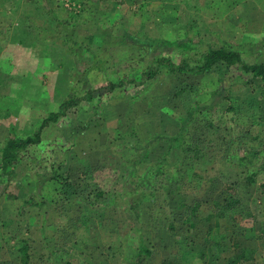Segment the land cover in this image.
<instances>
[{"label":"rangeland","instance_id":"374dc122","mask_svg":"<svg viewBox=\"0 0 264 264\" xmlns=\"http://www.w3.org/2000/svg\"><path fill=\"white\" fill-rule=\"evenodd\" d=\"M23 2L0 0V145L7 137L29 134L42 117L57 110L76 65L58 42L43 46L33 45L28 38L19 41L25 29L19 20ZM98 3L105 11L91 41L101 46L99 56L107 64L103 70L89 71L86 86L93 89L132 76L156 56H169L175 62L183 56L181 50L159 46L143 57L141 44L131 35L173 41L187 34L199 40L200 51L225 47L241 52L244 60L264 63V0ZM60 5L74 12L79 7L72 0H53L49 6ZM193 53L184 54L192 57ZM145 86L137 95L131 90L119 96L122 91H115L70 109L44 132L40 144L22 151L14 179L7 184L0 181V264H21L17 249L22 241L29 256L27 264H63V260L132 264L138 237L132 228L140 229L152 250L143 264H161L163 259L174 264H230L229 258L239 248L247 250L241 264H264V240H256L248 231L263 225L264 198L245 186L240 173L225 163L227 156L243 150L255 152L259 164L264 162L263 84L250 80L235 66L218 65L200 75L160 73ZM85 122L90 125L82 132ZM179 130L187 143H208L214 154L208 164L196 168L200 179L184 188L187 197L202 201L201 208L211 214L213 200L230 184L250 208L254 222L244 219L239 223L233 235L239 246L234 250L225 241L221 252L210 251L199 223L187 230L193 237V245L188 246L187 240H180L185 226L175 221V229L167 230L158 203L141 204L138 218L125 206L103 207V197L123 189L120 172L127 170L126 160L134 152L131 144L144 143L155 133L172 135ZM165 150V142L157 143L149 151L150 159ZM169 158L174 164L186 165L176 150L169 152ZM53 170H57V179L51 177ZM100 190L104 196L95 202ZM32 196L36 205L26 203Z\"/></svg>","mask_w":264,"mask_h":264},{"label":"trees","instance_id":"16d2710c","mask_svg":"<svg viewBox=\"0 0 264 264\" xmlns=\"http://www.w3.org/2000/svg\"><path fill=\"white\" fill-rule=\"evenodd\" d=\"M42 1L46 3L45 6L41 4ZM72 1L78 2L79 7L76 12L68 11L62 5L49 6L53 0H24L23 2L19 20H23L25 29H21L19 41L23 42L28 38L33 45L37 43L43 46L58 42L60 47H63L76 62V65L71 68L72 70L70 69L68 90L57 110L42 117L29 134L22 137L11 136L2 140L0 145L1 182L4 180L7 184L14 179L15 169L22 160V151L30 146L40 144L44 132L59 118L65 117L70 109L78 108L82 103L92 102L95 98L99 100L103 95L113 94L115 91H122L119 96L131 92V90L134 91L132 92L134 95L140 94L145 91L146 83L155 79L160 73L163 75H200L211 72L218 65H224L226 68L235 66L243 74L249 75L250 80H257L264 86V63L244 60L241 52L225 47H208L200 51L196 45L199 40L185 34L173 41L146 36L137 38L131 35L132 39L141 44L140 49L143 57L151 55L154 52V47L159 46L181 50L183 56L178 62L169 56H156L151 64L128 78L123 77L116 81H108L105 86L96 89L88 87L86 85L88 84L89 71L103 70L104 65L107 64L105 59L99 56L100 51H102L100 50L101 46L95 45L91 41V38L94 37L92 32L97 28L96 26L105 10L102 11L99 8L98 0L93 3L90 0H85L86 7L83 0ZM78 27H81L82 32L84 31L80 35L77 32L80 31V29L77 30ZM109 31L103 33L108 34ZM188 51L194 52L192 57H187L184 54ZM80 69H82L81 74L79 73ZM97 109V107L94 109L96 114ZM230 109L236 110L234 107H230ZM89 125L90 123L85 122L80 131L88 130ZM164 142L166 143L165 152L155 160H151L149 157L150 149L157 143ZM130 147L134 152L126 160L127 170L120 172L123 189L114 196L106 195L103 197L104 209L110 208L112 205H114L113 209L125 206L138 218L140 217L141 204L146 201L158 203V211L162 213V218L165 219L167 230L173 231L175 229V221L185 226L186 233L182 234L180 240H187L188 246L193 245V237L187 234V230L194 229L198 223L205 229L203 234L205 241L210 244V251L215 249L221 252L222 247L226 244L225 241L230 243V250L239 246L233 240L236 228L244 219L254 222V217L249 206L237 197L235 187L229 184L221 189V196L212 202L211 214L206 213L201 208L202 201L197 198L190 199L185 193L184 188L191 187L189 185L193 181L200 179L199 174L195 172L196 168L208 164L213 158L211 145L203 142L189 144L185 141L182 130H179L172 135L152 134L146 142L131 144ZM172 149L177 151L178 156L183 157L185 166L171 162L169 152ZM237 151L240 152L241 149ZM237 153L227 156L225 163L232 170L240 173L241 182L245 186L252 187L260 198H264V162L259 164L256 161V153L251 150H243L240 154ZM140 168L143 170H139ZM52 172V179H57L59 176L57 170ZM62 183L67 182L63 180ZM104 193L103 190L98 191L94 201H99ZM32 199L33 196L28 198L26 203L36 205L32 203ZM132 229L138 233L136 245H133L136 259L133 260L132 264H143L152 255V250L146 246L140 229ZM220 229L222 230L220 231ZM248 231L253 232L256 240H264V222L260 229L249 228ZM20 245L17 251L20 254L21 264H27L29 256L25 241H22ZM239 249L240 251L238 254L236 253L234 258H229L230 264H241L247 259L245 253L247 250L245 248ZM250 253L252 252L250 251ZM203 256V254H199L200 258ZM66 263L67 261L63 260V264ZM161 264H174V262L163 259Z\"/></svg>","mask_w":264,"mask_h":264},{"label":"crops","instance_id":"0c3cea01","mask_svg":"<svg viewBox=\"0 0 264 264\" xmlns=\"http://www.w3.org/2000/svg\"><path fill=\"white\" fill-rule=\"evenodd\" d=\"M6 2H14V1H17V4H19V2H21L22 0H5ZM10 9V8H9ZM18 9H16L15 10V13H14V15L16 14V11H17ZM36 43V42H35ZM66 264H70L69 262H67Z\"/></svg>","mask_w":264,"mask_h":264}]
</instances>
